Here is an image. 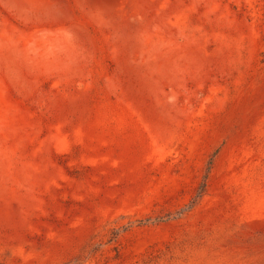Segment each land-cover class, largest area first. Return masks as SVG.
Segmentation results:
<instances>
[{"label":"rangeland","instance_id":"obj_1","mask_svg":"<svg viewBox=\"0 0 264 264\" xmlns=\"http://www.w3.org/2000/svg\"><path fill=\"white\" fill-rule=\"evenodd\" d=\"M0 264H264V0H0Z\"/></svg>","mask_w":264,"mask_h":264}]
</instances>
